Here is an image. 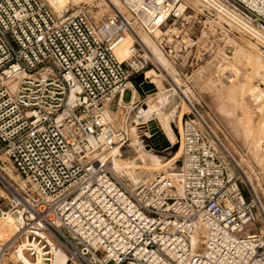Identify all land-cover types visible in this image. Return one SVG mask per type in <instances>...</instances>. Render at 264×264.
I'll use <instances>...</instances> for the list:
<instances>
[{"label": "built area", "instance_id": "built-area-1", "mask_svg": "<svg viewBox=\"0 0 264 264\" xmlns=\"http://www.w3.org/2000/svg\"><path fill=\"white\" fill-rule=\"evenodd\" d=\"M227 1L264 23V0ZM122 2L94 23L82 8L0 0V157L37 192L0 172V264H55L59 251L65 264H264L260 199L252 185L243 191L245 170L191 101L177 170L134 188L115 175L130 117L114 113L131 107V77L171 79L140 32L155 38L188 9L186 0Z\"/></svg>", "mask_w": 264, "mask_h": 264}, {"label": "rangeland", "instance_id": "rangeland-1", "mask_svg": "<svg viewBox=\"0 0 264 264\" xmlns=\"http://www.w3.org/2000/svg\"><path fill=\"white\" fill-rule=\"evenodd\" d=\"M44 1L57 14L85 9L94 23L106 20L114 14L116 8L124 10L122 0H65L62 7L55 6L51 0ZM216 2L235 19L208 1L186 0L188 9L184 18L174 23L195 24L196 27L189 32L192 39L198 37V25L207 24V29L212 30L211 33L221 41V75L192 80L158 76L153 70L147 72L151 81L158 84L157 91L146 94L138 86V103L131 104L128 110L120 109L114 113L121 121L127 115L130 117V138L122 148L113 152L116 160L114 173L125 185L134 188L141 183L153 181L162 173L177 170L182 158L183 117L188 111L186 103L189 100L200 109L211 129L240 162L247 174L242 189L248 194L252 185L264 210V40L239 22L248 25L262 36L264 23L244 14L227 0ZM165 29L166 27L162 28L163 31ZM174 32L181 35L178 30ZM140 33L149 45L154 44L153 36L143 30ZM182 34L189 35L187 31H182ZM161 35L162 31L158 30L156 36ZM207 37L209 32L205 38ZM193 49H197L200 54L209 55L212 48L195 45ZM157 55L158 60L165 63L163 56L158 53ZM211 73L208 71L207 74ZM133 81L137 83L135 78ZM131 97V92L127 91L124 100L129 101ZM111 109H116V101L111 104ZM151 121L155 122L153 125L160 131L168 132L173 138L170 147L157 148L150 132L142 133L137 129L138 125ZM163 164L165 167L160 169L159 166ZM0 172L16 186L37 195L33 185L2 157ZM263 210L258 223V228L262 230ZM5 264L12 262L6 261Z\"/></svg>", "mask_w": 264, "mask_h": 264}, {"label": "crops", "instance_id": "crops-1", "mask_svg": "<svg viewBox=\"0 0 264 264\" xmlns=\"http://www.w3.org/2000/svg\"><path fill=\"white\" fill-rule=\"evenodd\" d=\"M206 25L207 24L205 23L198 25V30L200 32L197 35L198 37H196L197 39H192L190 37L192 34L189 32L192 31V28L196 27L193 23H183L181 25L175 23L167 24L165 26L166 29L164 31L161 30V36H156L155 38L153 37L154 44L150 46L156 56H158V53L165 59V63L161 62V64L170 77L174 76L182 79L198 80L208 77L215 78L216 75H221V41L219 38H216L213 33H211L212 30L209 28L207 29ZM172 30L173 32H171ZM176 30L181 32V35L175 34L174 31ZM182 31H187L189 35L182 34ZM207 32H209V37L205 38V36H207ZM179 36L181 37L180 39ZM210 36H213V38ZM195 45H204L212 49L210 50L209 55L204 53L200 54L197 49H193ZM208 71L212 72L211 75L207 74ZM134 78L137 80L138 77H131L127 91H130L131 94L135 93L138 95L139 87L137 83L133 81ZM132 101L131 97V99L129 101H125V103L131 104Z\"/></svg>", "mask_w": 264, "mask_h": 264}, {"label": "bare ground", "instance_id": "bare-ground-1", "mask_svg": "<svg viewBox=\"0 0 264 264\" xmlns=\"http://www.w3.org/2000/svg\"><path fill=\"white\" fill-rule=\"evenodd\" d=\"M52 3L57 6V7H62L65 3V0H51ZM204 1H208L212 6H215L216 8H218L221 12H224V13H228V11L222 7L219 3L216 2V0H204ZM64 3V4H63ZM60 11V10H59ZM229 14V13H228ZM230 15V14H229ZM232 18H234L232 15H230ZM235 19V18H234ZM241 23L247 30H250L252 31V33L256 34V36H259L260 39L264 40V36L260 35L258 32L254 31V29H252L251 27H249L248 25L242 23V22H239ZM132 41L131 37H127L124 42L120 45V47L118 48L117 50V55L118 57L121 59V60H124L126 58L129 57V47L131 44H129L130 42ZM132 43V42H131ZM125 57V58H123ZM123 58V59H122ZM149 77V74H147V78ZM150 78V77H149ZM146 84H150V85H155V87H157V83H153V80L152 81H148L147 80V83ZM138 99V95L135 94V98L133 99L132 101V105H136L138 103L137 101ZM153 124H155L154 121H151V123L149 122H146V123H143V124H140L137 126V129L140 131V132H150L151 135L154 137V138H158L159 139V136L160 135H163V138L162 139H159L158 142L161 146H163L165 143H169L170 145L172 144L173 142V138L170 136V134L167 132V133H163L162 131H160L156 126H154ZM135 132V131H134ZM114 164H115V167L116 168V160H114ZM161 165V164H160ZM165 165L163 164L162 166H159V168H164ZM148 168V167H146ZM5 227L6 229H8V232H10V234H13L15 232V225H14V222L12 219H9L6 224H5ZM66 263V255L62 252V251H59L57 253V256H56V260H55V264H65Z\"/></svg>", "mask_w": 264, "mask_h": 264}, {"label": "water", "instance_id": "water-1", "mask_svg": "<svg viewBox=\"0 0 264 264\" xmlns=\"http://www.w3.org/2000/svg\"><path fill=\"white\" fill-rule=\"evenodd\" d=\"M147 83V80L145 79V76L144 75H140L138 78H137V85L140 87V89L146 93V94H149V93H155L157 91L155 85H150V84H146ZM163 138V135H160L159 136V139H162ZM158 138H152V141H153V144L159 148V149H166L168 147H170L171 145L169 143H165L163 146H161L158 142L159 140Z\"/></svg>", "mask_w": 264, "mask_h": 264}]
</instances>
